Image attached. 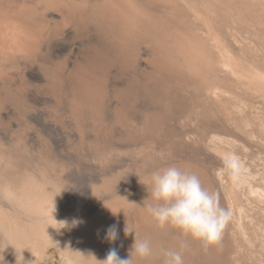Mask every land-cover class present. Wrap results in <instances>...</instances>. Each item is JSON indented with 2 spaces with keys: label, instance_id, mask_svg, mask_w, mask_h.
I'll return each instance as SVG.
<instances>
[{
  "label": "bare ground",
  "instance_id": "bare-ground-1",
  "mask_svg": "<svg viewBox=\"0 0 264 264\" xmlns=\"http://www.w3.org/2000/svg\"><path fill=\"white\" fill-rule=\"evenodd\" d=\"M66 38L82 45L79 56L72 54L70 62L72 47L55 61ZM26 63L42 68V86L30 83ZM112 68L130 73L118 91L128 95L130 108L149 114L148 134L166 130L165 138L176 142L172 165L197 174L232 210L220 242L207 252L190 242L185 264H264L258 252L264 250V186L237 180L238 173H251V156L264 158V0H0L3 264H96L111 248L127 258L134 234H125L126 223L137 238L150 239L157 253L161 245L176 246L173 230L157 228L146 211L151 201L144 185L159 162L154 148L151 167L133 163L129 132L102 124L92 134L85 127L86 117L100 112V97L115 78ZM5 101L12 106L7 123ZM192 104L201 108L197 140L185 124ZM115 134L122 137L118 161ZM193 145L198 160L189 158ZM69 150L82 163L102 162L91 163L81 181L70 171L75 161ZM227 155L238 157L237 169H224ZM133 166L140 169L134 173ZM243 207L256 213L255 228L236 215ZM112 225L114 242L106 239ZM133 264H162V256Z\"/></svg>",
  "mask_w": 264,
  "mask_h": 264
},
{
  "label": "clouds",
  "instance_id": "clouds-1",
  "mask_svg": "<svg viewBox=\"0 0 264 264\" xmlns=\"http://www.w3.org/2000/svg\"><path fill=\"white\" fill-rule=\"evenodd\" d=\"M223 163L227 171L239 167L235 155L225 156ZM144 186L145 200L151 201L146 211L157 228L173 230L176 246L161 245L157 253L150 239L137 238L134 227L126 223L125 234H134L127 258L111 248L103 260L93 257L96 264H133L134 259L143 261L157 254L162 256V264H185L184 253L190 242H198L204 252L220 242L232 219V210L222 205L218 190L205 188L197 174L173 164L151 172ZM77 223L79 221H73ZM117 235L115 225L106 230V239L110 242H114ZM0 264H3L2 257Z\"/></svg>",
  "mask_w": 264,
  "mask_h": 264
},
{
  "label": "rangeland",
  "instance_id": "rangeland-1",
  "mask_svg": "<svg viewBox=\"0 0 264 264\" xmlns=\"http://www.w3.org/2000/svg\"><path fill=\"white\" fill-rule=\"evenodd\" d=\"M65 42H67L68 44H66ZM76 43L77 42H74V41L72 42V40L69 39V38H66L61 43H59V45H58L59 48L58 47L56 48V53H58V54L55 53V55L56 56L58 55V56L55 57L56 59H54V60L55 61H62L63 60V57L68 56L69 49L72 48V47H73V53H71V55L78 53V55H74V56L75 57L76 56H79L80 51H77V50H81L82 49V45L80 46V44L77 43L78 46L75 48L74 46H76L75 45ZM69 45H70V47H69ZM66 46H68V47H66ZM79 46H80V48H78ZM65 47H66V49H65ZM67 49H68V51H66ZM74 56L72 55V57H70V59H72L71 61L69 60L70 62H73V60L77 58V57L75 58ZM25 65H26L25 73L30 78V81H31L30 83L33 82L32 83L33 84V87L35 88V87L42 86L43 80L41 78H39V76L41 77V75H42V70H41L42 68H38V70H39L38 71L36 69V66L37 67H40L38 64H31V65H29L28 63H26ZM30 66L33 67V68H31ZM143 66L145 67V65H143ZM30 68L32 70L33 69L34 70L33 71L30 70ZM122 69L126 70L125 68H122ZM40 70H41V72H40ZM113 70H115V71H113ZM119 71L120 70H117L116 68H112L111 73L113 74V76L115 78L117 77V79L114 78L116 81L113 78L110 79V82L109 83H111V84H108V92L102 94L103 95V98L100 97V99H102V100L99 101V103L101 105H100V112H99V114H97L98 116L96 115L97 117H95V115H89L88 117H86V119L84 121V124L86 125L85 127L88 128L89 131L92 133V132H94L95 128H100L99 127L100 125L106 124L104 126H107L109 128H112L113 125H114L115 127H119V129L123 130L124 133L129 132L130 136H129V134H127V136H129V142L127 141V145H128V150H129V157L131 159L134 158L132 160V161H134L133 163H136L137 162V164H143V165H146L147 164V166L151 167L150 164H152V162H153L152 154H155L156 155V163H157V161H159L157 164H155L156 166L152 164L155 169L156 168L158 169L159 167L160 168L161 167L162 168L163 167H166V165H169V163L172 165V163L175 162L174 158H176L175 154L173 153L174 152V149H175V146H176V142L172 138H169L170 141L167 140L168 138L167 139L165 138V136L166 137L169 136V134L167 133L166 130H164V135H161L160 134L161 136L160 135L159 136H155V135H149L148 134L147 127L150 125L149 118H148V115L149 114L147 112H145L144 111V108H142L140 106H136V107H131L130 108V106L127 105V102H126V97H128V95L126 96V94H123L122 92H119L118 91V90H120L119 89L120 86L126 84L130 79H132V77H130V73H128V75H127V73H124L123 74L122 73L123 72L122 70H121L122 72H119ZM121 73H122V75H121ZM136 73L138 74L137 70L135 71V74ZM114 74H116V76ZM31 76L32 77L35 76V77L32 78ZM121 76L122 77H126V78L128 77V78L127 79H125V78L123 79V78H121ZM118 78H120V80H118ZM121 79H123V81ZM125 81H127V82H125ZM110 85H111V87L109 89V86ZM115 91H116V93H114ZM102 95H100V96H102ZM121 97L124 98V99L121 100L122 99ZM120 102H122V104ZM4 104L5 105L4 106L2 105V107H1V109H2L1 112L3 114V120L7 123L9 121V117L12 115L11 114L12 113V111H11L12 106H11V103L9 101H5ZM192 105H194V106H192V109L190 108L191 110L188 112V119H187V122H185V124H186L187 127H189V129H191L195 133V136L194 137L197 140L198 134L200 132L201 127L200 126H199L200 128H197L196 127L195 118L197 116V113L196 112L201 111V108L197 104H192ZM248 107H249V105H248ZM248 107H245V109H243V110H245V112H247V113H253V112H251V110ZM122 109H123V111H122ZM19 111H18V115H19L18 118L20 116H22V113H21L22 111L20 110V108H19ZM106 112H108V113H106ZM116 112H118V113H116ZM67 113L70 114V112H68V111H67ZM209 113L210 112L205 111L204 114H203V116H205L204 118L209 119L210 118L209 117V115H210ZM99 115H101V117ZM120 115H121L122 118L120 117ZM89 117L91 118L92 121L90 120ZM69 119H70V116L65 119V124L64 125H65L66 130H68V129L71 128L70 127L71 126L70 125L71 123L69 122L71 120H69ZM114 119H116V120H114ZM172 123H173V126H174L175 122H170L171 126H172ZM127 124H129V125H127ZM193 124H195V126ZM171 128H174V127H171ZM95 131L96 132H94V133H97V130H95ZM197 131H199V132H197ZM116 132H119V130H117ZM35 135L37 136L36 132H35ZM121 138L122 137L120 135L115 134V141H116V145L117 146L115 145L114 152H115V156H116L117 161L120 159L121 154H122V152L120 150V147L122 145ZM140 139L141 140H144V141H140ZM262 142H264V141H262ZM190 143L191 142H189V144ZM37 144H40L39 140H37ZM136 146H138V147H136ZM192 147L193 148H191L190 150L193 153H189V155H190L189 158L190 159H194V160L200 159L199 157H201V156L198 155L197 149H195V148H197V145L196 146L193 145ZM239 147H238L239 149L242 148V146H239ZM248 147H249L248 148L249 152L250 151L255 152L257 150L256 147H252V148H250V146H248ZM152 149L154 150V152H151ZM195 150H196V152H195ZM241 151L243 152L242 149H241ZM72 152H73V155L74 156L72 155ZM69 153L70 154L67 153V155L69 157L71 156L73 158V161H75L73 163L74 164V167H70V169H71L70 171H71V173H73V175L77 176L79 178V180H81V181H83V176L86 173V168L88 169V168H92V167H97L96 165L97 164L100 165L101 162H102V161H99L100 164L98 163V161L97 162L95 161L94 163L93 162H90V164H88V162L87 163L86 162H83L82 163V159L80 158L81 156H80L79 153H77L76 151H70ZM171 157H172V160H170ZM251 157L253 158V160L251 161V162H253V169H252L251 173L250 174H247L244 171L243 172H240V173H238L237 180L239 182L242 181V185L241 186H246L248 183H251L254 186L262 187V186H264V162H263L264 161V158L258 159L256 157V155L255 156L253 155ZM254 159H256V160H254ZM91 165H92V167H91ZM136 167H137V169H136ZM136 167H134V166L132 167V171L134 173L136 172L135 170L140 169L139 166H136ZM77 169H78V171H77ZM80 176L82 178H80ZM81 181H80V183H82ZM235 213H236V215H238L241 218L242 223L244 225L245 224L252 223L251 227L252 228H255V222H256L255 221V214L256 213L254 211L250 210L248 207H243L240 210H236ZM256 229H257L256 230L257 231L256 233L259 235V237L262 236L263 235V233H262L263 231H261L260 229H258V227H256ZM258 252L260 253V255L261 254L264 255V250H262V252H260V251H258ZM258 252H256V253H258ZM254 256H255L256 259H257V257H259V255H257V254H254Z\"/></svg>",
  "mask_w": 264,
  "mask_h": 264
}]
</instances>
